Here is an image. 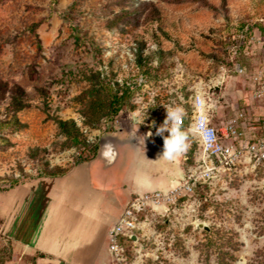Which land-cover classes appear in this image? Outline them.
I'll return each instance as SVG.
<instances>
[{"label":"rangeland","instance_id":"rangeland-1","mask_svg":"<svg viewBox=\"0 0 264 264\" xmlns=\"http://www.w3.org/2000/svg\"><path fill=\"white\" fill-rule=\"evenodd\" d=\"M259 69L264 0H0V199L90 158L106 134L157 128L164 106H182L187 121L196 85L217 127L238 108L264 116V96L252 97ZM107 84L129 90L116 110ZM186 142L183 176L197 166L188 132ZM263 179L264 165L239 163L148 208L126 264H264Z\"/></svg>","mask_w":264,"mask_h":264},{"label":"crops","instance_id":"crops-1","mask_svg":"<svg viewBox=\"0 0 264 264\" xmlns=\"http://www.w3.org/2000/svg\"><path fill=\"white\" fill-rule=\"evenodd\" d=\"M162 146L132 124L128 133L102 136L90 158L63 173L3 192L0 233L12 256L0 264H109L108 230L128 199L167 191L184 175L181 154L172 161L158 158Z\"/></svg>","mask_w":264,"mask_h":264},{"label":"built area","instance_id":"built-area-1","mask_svg":"<svg viewBox=\"0 0 264 264\" xmlns=\"http://www.w3.org/2000/svg\"><path fill=\"white\" fill-rule=\"evenodd\" d=\"M243 50L247 51V45L243 47ZM233 71L244 73L245 67L234 63ZM257 73L253 77L257 87L252 97L262 98L264 96V76L261 75V71ZM220 79L218 78L216 82ZM210 87L211 85L207 86V88ZM213 106V100L207 90L201 85H196L194 92L190 94L188 119L186 121L183 117L179 126L185 125L188 134L197 144L198 148L195 153L197 166L190 169L183 176L182 181L167 191L135 194L128 199L120 216L108 230L107 248L112 261L116 264H126V243L133 241L134 230L139 224L141 215H144L148 208H159L179 193L191 191L196 180L212 179L221 171L231 169L239 163L251 164L253 168L257 165H264V116L252 117L248 109L238 108L223 121L221 127H217L209 117V110ZM247 125L252 126V131L249 133L244 131ZM147 126L146 134L152 133L147 136L163 141L160 135H156V123H147ZM203 130L211 131V140L204 138ZM164 135L167 134L164 133Z\"/></svg>","mask_w":264,"mask_h":264},{"label":"clouds","instance_id":"clouds-1","mask_svg":"<svg viewBox=\"0 0 264 264\" xmlns=\"http://www.w3.org/2000/svg\"><path fill=\"white\" fill-rule=\"evenodd\" d=\"M166 109V116L164 121L156 128V135H160L163 139L162 151L158 158L172 161L175 160L181 153H183L187 145V132L179 126V122L184 117V109L180 105L164 106ZM144 115L140 117L142 122ZM167 132V135L164 133ZM147 133L146 135H151ZM202 134L206 140H211V131L203 130Z\"/></svg>","mask_w":264,"mask_h":264},{"label":"trees","instance_id":"trees-1","mask_svg":"<svg viewBox=\"0 0 264 264\" xmlns=\"http://www.w3.org/2000/svg\"><path fill=\"white\" fill-rule=\"evenodd\" d=\"M128 91L129 90L122 87L120 93H118V90H115V87L113 84H107L108 100L111 102V104L115 105V110L124 103V100L127 97ZM74 142L76 143L77 140H74ZM94 151H95V148H94ZM64 171H62L61 173H63ZM55 175H58V174H55ZM11 184H14V183H11Z\"/></svg>","mask_w":264,"mask_h":264},{"label":"water","instance_id":"water-1","mask_svg":"<svg viewBox=\"0 0 264 264\" xmlns=\"http://www.w3.org/2000/svg\"><path fill=\"white\" fill-rule=\"evenodd\" d=\"M132 238H134V236Z\"/></svg>","mask_w":264,"mask_h":264}]
</instances>
